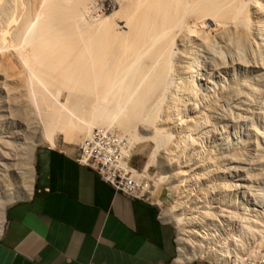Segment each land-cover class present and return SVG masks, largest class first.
Here are the masks:
<instances>
[{
	"label": "bare ground",
	"instance_id": "bare-ground-1",
	"mask_svg": "<svg viewBox=\"0 0 264 264\" xmlns=\"http://www.w3.org/2000/svg\"><path fill=\"white\" fill-rule=\"evenodd\" d=\"M251 106L264 111V0H0V227L23 196L17 179L30 190L35 136L55 147L58 132L70 142L100 128L154 144L145 171L158 166L178 200L166 216L184 226L176 264L242 250L264 234ZM208 175L234 209L205 212L216 239L183 183L201 189Z\"/></svg>",
	"mask_w": 264,
	"mask_h": 264
},
{
	"label": "crops",
	"instance_id": "crops-1",
	"mask_svg": "<svg viewBox=\"0 0 264 264\" xmlns=\"http://www.w3.org/2000/svg\"><path fill=\"white\" fill-rule=\"evenodd\" d=\"M75 150H35L30 190L4 212L0 264H174L175 226L76 163Z\"/></svg>",
	"mask_w": 264,
	"mask_h": 264
},
{
	"label": "built area",
	"instance_id": "built-area-1",
	"mask_svg": "<svg viewBox=\"0 0 264 264\" xmlns=\"http://www.w3.org/2000/svg\"><path fill=\"white\" fill-rule=\"evenodd\" d=\"M133 152L134 147L128 137L115 130L96 128L77 145L74 160L80 166L95 171L100 179L117 193L136 201L156 205L160 210V220L163 223H171L168 221L166 211L154 201L152 186L156 185L157 179L155 180V177L145 169L140 170L132 165ZM182 233L179 236L176 230L175 244L178 255ZM208 234L210 239L211 236L218 238L217 233L212 235L209 232ZM222 238L224 237L217 240V247L222 242H226ZM206 259H211L209 263L207 262L208 264H264V234L247 240L242 250L236 251L231 245H227L224 255L217 259L209 257Z\"/></svg>",
	"mask_w": 264,
	"mask_h": 264
},
{
	"label": "rangeland",
	"instance_id": "rangeland-1",
	"mask_svg": "<svg viewBox=\"0 0 264 264\" xmlns=\"http://www.w3.org/2000/svg\"><path fill=\"white\" fill-rule=\"evenodd\" d=\"M236 76L240 78V75L238 73L236 74ZM244 77L245 76H242V78H244ZM63 97H66V93H62V95H61V100L64 102L65 101V98H63ZM252 108H253V110H250L249 115H250V113L252 111H255V112H252L251 113L250 118H249L250 123H248L247 125H248V127H249V125H250V127L253 125L252 126L253 127V130H255V129L256 130H259V129L261 130L262 129L261 131H263V129H264V111H258V107H255V106H251L250 107V109H252ZM252 122H253V124H252ZM242 127L244 128V126L241 125L240 126V130H242ZM116 131H118V130H116ZM66 133L67 132H61V133L58 132V133H56L55 140L57 139L58 141L56 140V146H55V148L62 149V150H65V151H67V150H69L71 148L76 149L77 145H79L81 143V141L83 140V138L86 136V134H78L75 137L70 138V142H69L68 139H69L70 136H68ZM66 135L68 136V138H67ZM34 141H35L34 143H37L36 149L39 148V147H43V146H47V147L50 146V147H52L49 144V142H47V140L44 138L43 132L42 133H39L37 136H35L34 137ZM133 146H134V152H133L132 165L135 168H138L140 170H143V169L146 168V165L151 161V154H152V152L154 151V148H155L154 147V144L153 143H141L140 142V143H135ZM262 146H264L263 143H262ZM33 158H32V160H33ZM16 159L19 160V161L21 160L20 161L21 163H25L26 164L28 162V160H27L28 157H26L24 154L21 157L13 158V160H16ZM159 171L160 170H159V168H158L157 165L156 166L155 165L151 166L149 168V170H148V172L150 173V175L153 176V177H155V180L159 176ZM11 173L12 174H11L9 183L10 184H13V182L11 180H13L14 178H17L16 177L17 174H16V172H14V170L11 171ZM208 176H206L207 177V180H205V182H204L205 184L203 183L204 184V187H201V189L202 188L205 189L204 194H203L202 190L200 189V187H198V183H197L198 181H195L193 178L192 179H189L187 177L188 178V182H186L185 181L186 179H185V180H183V183L185 185H188L191 182V185H193V186L190 187V190H191L190 194H191L192 197L195 194L199 198H197V197L195 199L193 198L192 207H197L198 210H200V211L203 210L204 211L203 212V215H204V217H206L204 219L205 220L204 222L206 223V225L204 226L205 229H203V230L206 231L207 234L210 232L211 234L214 235V234H216L217 229H219L220 227L218 225L216 228L215 227H212L211 228L210 223H208V222H210V218H208V215H207V213L205 214V212L206 211H209V210L212 211V212L215 211L214 213H217L218 214L217 216H220V215H222V213H223L224 210L227 211V210L230 209V211H233L234 212V209L232 207L231 208L227 207V204L228 203L226 204V202H225V197L226 196L229 195L230 196V199L232 198L231 197L232 194L230 193L231 190L229 189L228 191L227 190L224 191L222 188L220 189V187H222V186L219 185V184L217 185L214 181L213 182L215 184L213 185V182H210V180L208 179V178H210L212 176H210V175H208ZM213 178H214V176H213ZM220 178H223V177L220 176ZM183 179H184V177H183ZM189 180H192V181H189ZM17 181L16 182L18 184L15 183L14 186L15 187H19V186L21 187L20 180L17 179ZM207 181H208V183H206ZM215 181H216V178H215ZM186 183H188V184H186ZM156 185H155L156 187L155 186H152V191L154 192V201L155 202H158V204L160 205V207L164 211H166V214H167V212H169V211L173 210L174 208H176V206H177L176 204H177L178 200H177V198L174 195H171L170 191L168 192V188L166 186H163L161 184L158 185V181H156ZM232 191H234V190H232ZM200 194H202V195H200ZM224 194L226 196H224ZM200 196L201 197L202 196H206V198L205 197L201 198ZM221 196H224V197H221ZM220 201H222V202L220 203ZM218 220L219 221H224L222 218L221 219L218 218ZM168 221H170L176 227L177 233L180 236V234L184 230V226L180 225L177 221H175L173 219L168 220ZM219 223L221 224V222H219ZM208 229H209V231H208ZM220 237H222V236H220ZM223 237L224 238H222V239L226 240V237L225 236H223ZM207 240H208V238H207ZM214 243H216V242H214ZM178 258H180V256H178ZM178 258H177V260H178ZM202 258L203 257H197L195 260H191V261L187 262L186 264H194V263H204V264H208L211 261V259H206V258H203L202 259ZM176 261H175L174 264H176Z\"/></svg>",
	"mask_w": 264,
	"mask_h": 264
}]
</instances>
